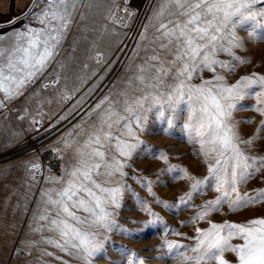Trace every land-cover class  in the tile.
I'll return each instance as SVG.
<instances>
[{
  "label": "snow or ice",
  "instance_id": "6c2138e0",
  "mask_svg": "<svg viewBox=\"0 0 264 264\" xmlns=\"http://www.w3.org/2000/svg\"><path fill=\"white\" fill-rule=\"evenodd\" d=\"M78 2L34 0V5L45 4L36 13L41 27L26 26L11 35L0 34V109H6L5 101L22 95L27 86L43 75L49 63L55 61ZM258 5H264V0H160L154 12V18L160 21L159 35L153 41L159 51L153 49V54L137 65L134 76L128 78L126 83L132 94L122 91L123 99L117 101L105 96L93 112L104 105L107 107L97 117L83 143L75 148L73 162L62 169L64 175L45 177L53 187L42 192L38 219L47 221L44 227L59 237H49L45 243L83 264H93L98 256L109 258L106 245H111L120 256L111 264H145L136 251L117 244L112 235L133 238L139 232L162 226L161 243L151 250L163 249L165 256L183 264H264V216L243 222L210 219L212 214H221L225 205L227 213L233 214L264 205V187L252 193L241 191L242 186L264 170V155L249 152L264 133V74L253 72L234 83H229L224 74L233 73L240 65L250 62L248 57H241L235 51L244 46L237 29L249 23L253 29L257 27L258 17H264V7L257 8ZM141 36L145 38L143 33ZM221 54L230 59H220ZM96 59H101L99 54ZM206 71L212 73L210 78H204ZM196 78L200 83H193ZM52 83H59L58 73ZM48 86L47 83L42 85ZM71 98L69 94L63 96L64 100ZM246 99H254L255 103L244 104ZM240 110H250L262 117L255 132L246 139L239 126L251 124L254 118L236 120L234 113ZM182 112L187 114L182 125L187 130V142L199 145L196 154L207 168L202 178L181 165L170 164L162 149L142 139L141 134L148 132L150 114L162 125L161 133L172 135ZM37 115L41 119L33 117L32 125L42 123L44 113ZM91 115L88 114L89 118ZM76 128L83 132L81 124ZM60 142L67 150L77 144V139L70 131ZM52 151L63 159L60 148L53 147ZM136 156L159 159L166 165L155 173L157 181L143 175L131 177L153 197V203L162 205L174 215L193 206L194 213L180 221V225L206 221L208 227H197L194 236H187L153 211L145 198L135 193L124 180L129 175L125 169L133 167L131 161ZM27 167L32 173L30 178L35 180L40 164L30 161ZM162 174H167L171 183L183 179L190 181L189 189L173 202L161 199L153 190V183L167 186L169 181H159ZM56 184L61 186L57 188ZM209 191L217 193L215 198L193 205L195 197ZM125 192H131L136 207L151 217L131 221L141 224V229H129L116 218L123 207ZM43 230V227L35 229ZM169 235L194 242L180 243L168 239ZM234 240L240 242L234 243Z\"/></svg>",
  "mask_w": 264,
  "mask_h": 264
},
{
  "label": "rangeland",
  "instance_id": "374dc122",
  "mask_svg": "<svg viewBox=\"0 0 264 264\" xmlns=\"http://www.w3.org/2000/svg\"><path fill=\"white\" fill-rule=\"evenodd\" d=\"M16 4L17 10L13 11L11 0H0V16L3 17L0 19V34L11 35L24 30L26 26L41 27L36 13L45 7L44 3L34 5V0H15ZM159 4L160 0H149L141 11L134 12L125 11L123 0H79L55 61L49 63L43 75L27 86L22 95L5 101L6 109H0V264H62L63 261H67L68 264H83V261L44 242L49 237L59 239L55 232L44 227L47 221L38 219L42 207V192L53 185L46 179L39 183L32 182L30 178L32 173L27 163L38 162L37 146L42 144L43 147L50 149L60 148L63 168L70 166L75 148L83 143L87 134L93 130L99 114L107 107L104 105L93 112L96 105L105 96L110 97L111 101H117L123 99L120 96L122 91L132 94L126 83L128 78L134 76L136 66L143 64L153 54V49H157V44L153 41L159 35L157 28L160 21L154 18V12L159 8ZM260 7L264 5L257 6ZM258 20L260 23L255 29L251 23L237 29V35L243 40L244 46L235 51L241 57H248L250 62L240 65L233 73H224L229 83H234L241 76L253 72L264 74V17H258ZM142 33L145 35L143 39ZM5 46L7 47V42ZM98 54L101 57L99 61L96 59ZM161 54L166 55L164 52ZM219 58L230 59L226 54H221ZM168 59H171V56H168ZM57 73L59 83H52L57 79ZM203 76L210 78L212 73L206 71ZM168 81L171 82V76L168 77ZM45 83L49 85L47 88L42 87ZM193 83H200V79H194ZM65 94L71 95L72 98L64 100ZM243 103L251 105L255 100L246 99ZM117 108L120 109V105H117ZM39 112L44 113L42 123L32 125L33 117L41 119L37 115ZM89 113H92L91 118L88 116ZM186 115V112H182L172 135H165L160 132L162 125L156 122L154 114H150L148 132L141 134L142 139L162 149L167 154L170 164L181 165L191 174L202 178L206 175L207 168L196 154L199 145L187 142V130L182 127ZM21 116H24V119H20ZM61 116L65 118L61 120ZM234 117L236 120L254 118L251 124L241 123L239 126L240 133L245 139L255 132L262 118L250 110L237 111ZM78 124L82 125L83 132L76 128ZM70 131L77 139V144L65 150L63 143L58 141ZM77 133H80L78 137ZM260 135L261 139L249 150L250 154L264 155V133ZM131 163L133 167L125 169L129 173L124 178L125 182L131 185L135 193L145 198L153 211L159 213L168 225L186 233L187 236H194L197 227H208L206 221H193L187 226H181L180 221L188 219L194 213L195 207L190 206L183 209L179 215H174L162 205L153 203V197L147 190L131 179L133 175H143L157 181L155 173L166 167L164 161L136 156ZM62 175L64 173L61 171L58 175L50 176ZM159 181L169 182L167 186L155 182L153 190L161 199L169 202L175 201L187 191L191 183L186 179L171 183L167 174H162ZM60 186L55 185L57 188ZM259 187H264V170L242 186L241 191L252 193ZM216 195L214 191L205 192L194 198L193 205L201 204L206 199H213ZM122 204L123 207L118 210L116 218L125 227L141 229V224H133L131 221L151 219L136 207L131 192L124 193ZM258 216H264V205L252 206L234 214L227 213L225 205L221 214H212L210 219L216 222L223 220L243 222ZM41 227L43 231H35ZM157 232L160 234H155ZM162 235V226H157L139 232L133 238L113 234L112 239L117 244L127 245L136 251L144 259L145 264H183L182 261L165 256L163 249L151 250L160 245ZM168 239L187 244L194 242L175 235H169ZM106 248L109 258L98 256L94 258L93 264H111V261L120 259L111 245H106ZM228 258L232 259L231 254H228Z\"/></svg>",
  "mask_w": 264,
  "mask_h": 264
},
{
  "label": "built area",
  "instance_id": "2783aa9c",
  "mask_svg": "<svg viewBox=\"0 0 264 264\" xmlns=\"http://www.w3.org/2000/svg\"><path fill=\"white\" fill-rule=\"evenodd\" d=\"M131 2L133 4H139L140 9H133L130 8L129 5H131ZM149 0H123V6L124 8L128 9L129 11L139 12L141 11L144 6L147 5ZM135 7V6H134ZM37 149L39 151V160L38 163L40 164V170L37 172L36 179L32 180V182L39 183L45 180V177H48L50 175H58L61 173L64 163L63 160L59 158V156L52 151V149L43 147L42 144L37 146ZM32 175V174H31Z\"/></svg>",
  "mask_w": 264,
  "mask_h": 264
},
{
  "label": "bare ground",
  "instance_id": "6f19581e",
  "mask_svg": "<svg viewBox=\"0 0 264 264\" xmlns=\"http://www.w3.org/2000/svg\"><path fill=\"white\" fill-rule=\"evenodd\" d=\"M97 2V1H96ZM104 6V5H103ZM135 6V7H134ZM129 7L130 8H133V9H137V10H139L140 9V5L139 4H133L132 2H131V5H129ZM33 18V17H32ZM33 20V19H32ZM38 23V22H37ZM40 23V22H39Z\"/></svg>",
  "mask_w": 264,
  "mask_h": 264
},
{
  "label": "flooded vegetation",
  "instance_id": "af4514ba",
  "mask_svg": "<svg viewBox=\"0 0 264 264\" xmlns=\"http://www.w3.org/2000/svg\"><path fill=\"white\" fill-rule=\"evenodd\" d=\"M11 2H12V9H13V11L16 9L17 10V4L15 5V0H14V4H13V0H11ZM0 19H3V17L2 16H0Z\"/></svg>",
  "mask_w": 264,
  "mask_h": 264
},
{
  "label": "water",
  "instance_id": "95a60500",
  "mask_svg": "<svg viewBox=\"0 0 264 264\" xmlns=\"http://www.w3.org/2000/svg\"><path fill=\"white\" fill-rule=\"evenodd\" d=\"M13 4H14V0H13Z\"/></svg>",
  "mask_w": 264,
  "mask_h": 264
}]
</instances>
